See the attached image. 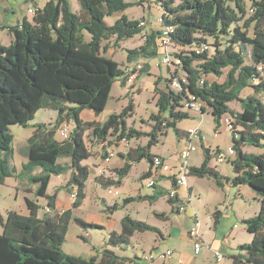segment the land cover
Returning a JSON list of instances; mask_svg holds the SVG:
<instances>
[{
	"label": "trees",
	"instance_id": "trees-1",
	"mask_svg": "<svg viewBox=\"0 0 264 264\" xmlns=\"http://www.w3.org/2000/svg\"><path fill=\"white\" fill-rule=\"evenodd\" d=\"M247 1L156 0L163 9L164 25L173 27L169 35L172 47L170 58L173 56L178 60L184 78H177L176 72L170 73V78L164 81V89H155L160 112L151 117L154 123L149 132L127 127L125 119L131 115V103L120 113L110 115L102 124L82 122L79 118L84 109L96 115L103 111L118 77L123 76L121 85L126 86V74L115 61L101 56L99 50L101 41L108 37H114V44L117 45L123 39L142 32L138 21H130L126 17L116 20L113 25L104 21L106 16L124 11L131 6L130 3L125 0H77L80 11L76 13L70 8L68 0L48 2L41 10H36L31 22L23 19L20 24L8 28L12 41L8 46L0 45V182L1 179L16 176L15 169L9 167L13 142L9 127L19 125L26 128L41 109L56 112V121L50 126H33L34 130L27 139V161L20 173H25L27 180L36 185L35 195L46 200L50 212L39 219L38 205L26 199L28 215L19 217L11 214L4 233L0 234V264L131 262L130 258L108 248L89 259L63 252L62 243L72 219L71 210L60 215L54 211L56 195L47 194L50 178L70 171L65 188L69 192L73 186L76 187L77 195L72 207L80 206L90 175L88 167L82 165L90 157L84 141L86 130L102 146V150L119 144L123 139L149 138L146 146L129 148L126 154H120L125 163L115 170L117 181L104 182L103 178H96V182L103 186L120 185V180L129 173L132 164L142 159L150 167L142 178H149L155 157L150 150L167 129H172L179 138L182 136L177 122L188 119L190 113L179 108H185L190 96L201 103L200 113L209 111L215 130L223 118L231 119L236 157L230 161V166L234 176L224 179L235 187L248 186L259 203L257 214L241 221L252 239L249 244L237 246L238 253L232 256L233 264H264V152L255 154L242 150L245 146L264 149V104L256 97L264 92V78L257 70L259 65L264 66V0H250L249 7ZM249 9L251 14H248ZM83 31L90 36L88 43L83 41ZM159 35V30L148 33L138 50L128 51L127 61L135 56L151 58L161 55ZM206 38L214 41L211 56L207 54L211 45ZM202 46L206 47L205 51H194ZM247 57L250 60L248 64ZM149 69V65H145L139 73H147ZM224 70L227 72L223 82L208 81V76L221 78ZM175 79L179 81L180 89L170 87ZM247 88H252L253 94L242 97ZM232 102L239 104V111L230 108ZM70 121L74 127L69 139L56 140L58 128ZM109 138L115 143L109 142L110 146L104 148ZM216 152L204 149L201 165L190 167L189 175L213 179L220 186L222 178L209 166L211 153L214 157ZM62 158L68 159L70 164L59 163ZM157 188L153 196H139L137 200L152 202L167 196L169 205L181 203L178 199L169 198L170 191ZM128 201L133 199L129 197L125 202ZM114 208L115 205L109 207ZM219 214L218 210L212 214L214 226L218 224ZM155 216L163 220L167 217L165 213ZM73 220L82 227H96L79 218ZM0 225H3L1 215ZM144 232L163 237L159 229L126 215L120 221V232L108 233L106 244L122 249L135 233Z\"/></svg>",
	"mask_w": 264,
	"mask_h": 264
},
{
	"label": "rangeland",
	"instance_id": "rangeland-1",
	"mask_svg": "<svg viewBox=\"0 0 264 264\" xmlns=\"http://www.w3.org/2000/svg\"><path fill=\"white\" fill-rule=\"evenodd\" d=\"M10 1L14 5L13 0ZM74 1L76 2L75 4L79 6L77 0ZM125 1L130 3L131 6L127 7L124 11L115 12L110 16H106L104 18L105 23L107 25H113L116 20L121 19L122 17H126L130 21H143L145 25L142 27V32L131 38L123 39L118 42L117 45L114 44V37H108L101 41L99 53L101 56L115 61L123 72L126 67L133 69L137 65H141L142 67L149 65L150 69L147 73H138L137 78L133 81L132 85L127 83V86L125 87L121 85L123 76L118 77L111 87L109 98L103 111L96 115L93 111L84 109L79 114V118L82 122H96L102 124L110 115L120 113L131 103V115H128L125 119L127 127L141 132H149L154 123L151 117L160 112L159 107L157 106L158 95L155 92V89H164V81L170 78V73L176 72L175 76L177 78H184V76L178 66V60L173 56L170 58L171 64L169 66L161 63V55L151 58L135 56L130 62L127 61L126 58L129 50H138L144 44V37L148 33L160 29V27L157 26V19L162 16L163 9L156 0ZM228 4L231 5V3ZM250 4V0L247 1V7H249ZM15 7L19 6L15 4ZM74 7V3L70 0V8L72 11H74ZM16 9L18 10V8ZM249 10L248 14H251ZM10 18L11 20H14L11 15ZM82 34L83 41L88 43L90 41L89 34L86 31H83ZM206 41L211 45V48L207 53L208 56H211L214 52V41L211 38H206ZM172 52L174 55L175 51L173 50ZM246 60L247 64L250 63L248 57ZM226 72L227 70H224L221 78L217 79L213 76H208L207 79L209 82L217 80L221 83L224 81ZM252 94L253 89L247 88L243 91L242 97ZM256 97L264 104V92L256 95ZM229 106L233 110H240L237 102H232ZM179 110L182 112H192L184 107L179 108ZM161 115L166 116L167 113H162ZM55 121L56 112L41 109L35 114L33 121L29 123L26 128L19 125H12L9 127L10 133L13 135L12 156L9 159V167L15 169L16 176L1 179L0 182V215L3 220V225H0V234L4 233V228L8 225L11 214L19 217L28 215V209L25 203L26 199L38 205L37 216L39 219L46 216L44 212L46 200L35 195L34 190L36 185L27 180L24 175L25 173H20L22 171V166L27 161V139L31 136L32 131L34 130L33 126H50L53 125ZM196 122L197 119H193L190 116L188 119L178 121L177 124H179V130L183 132L187 127H193L194 123L196 126L193 129H200V124L197 125ZM68 125L72 130L74 123L70 121ZM201 129L205 133V137L212 148L216 145L220 147L219 150L221 151H225L229 147L233 148V135L227 130L222 121L217 130L218 133H220L218 137H214L213 135L215 124L212 122L210 116L203 117ZM55 138L56 140L61 141V137L58 133H56ZM148 139L149 138L147 137H142L140 139L131 138L124 143L112 146L121 147V150L117 149L118 151H121V153H124L128 147L136 148L146 146ZM179 140L182 139L179 138L172 129H167L165 135L159 136L158 143L152 148V154L156 156L161 155L159 157L169 160L171 156L175 155L176 146ZM84 141L90 152L91 158L87 163L91 167L92 172L98 174V171H102V178L104 180L111 178L117 181V174H115V170L113 169L117 170L123 167L125 161L118 156H114L110 163L104 164L102 146L92 138L91 133L88 130L85 131ZM109 142H111V144L115 143L112 138H109L108 144H105L103 147L106 148L107 146H110ZM215 149L216 148H214L213 151H216ZM243 151L260 154L264 152V149L245 146L243 147ZM235 157L236 153L228 161L218 163L211 153L209 165L211 164L212 167L217 166L221 173L232 176L233 172L229 161L234 160ZM59 163L65 164V158L59 159ZM147 166L148 162L145 159L133 163L129 173L120 180V185L114 184L103 186L99 182H95L96 179L94 180L93 176H90L84 190V200L78 207H72L73 199H71L69 192L65 188L66 173L60 176L51 177L47 193L49 195H56L59 205L62 206L68 204V207L71 210L72 219L67 227L65 241L62 243V250L65 254L81 259H89L92 256L98 255L102 249L108 248L118 255L132 260L131 262H126L124 264H160L163 260L160 259L159 256L166 250H175L187 255H193V247L187 235L191 227L194 226V221L188 217L186 214L187 212L185 214H169L168 211L170 210V205L167 201V196L158 197V199L152 202H149L148 200H137V197L139 196H153L155 194V188L158 189L157 186L147 187L146 179L142 178V175L147 170ZM189 179L191 180L194 189L199 193V195L197 193L193 194L191 204L193 209L196 210L198 220L200 221L199 233H203L205 243H209L213 239L215 231L213 228L214 218L212 213L215 211L214 205L220 203L219 209L223 213L220 230L223 228L229 230L235 225L236 228H233V234L237 239L236 241L240 242V245H243L241 242L249 244L252 237L246 232L244 235L241 234V231L245 227L244 224L235 217L234 211H236L238 217L243 215L246 217L253 216L254 212L252 206L255 202L257 203V201L249 199L244 191L241 192L242 196H240L238 193L239 188L235 186L226 185L222 189L219 187H217L219 188L217 189L214 187V183H212V179L210 178H201L192 175ZM161 183L166 188H171L170 181L163 180ZM108 189L117 191L118 196L115 197L108 194ZM129 197H131L133 201L125 202ZM114 205V209H109L110 206ZM190 206H187V209L189 208V211L191 212L192 208ZM226 208L231 214L229 217L225 215ZM231 209L233 210L231 211ZM160 213H168L170 216L169 221L165 222V220L155 216V214ZM126 215L159 229L165 235L164 239L162 240L159 235L152 232L135 233L131 238L130 243L122 247V249L108 246L106 244L108 233L112 231L119 233L120 221ZM74 218H79L85 223L95 225L96 227H82L74 222ZM169 231L171 232V237L167 236ZM213 251L212 248L208 249V247L204 245L196 260L200 262L202 258L208 256V259L205 260V264H209V262L210 264H218L212 256ZM224 251L225 253L230 252V250L224 249L220 253H223ZM150 255H152L153 259L145 260V257ZM221 255L223 256V254ZM226 258L222 257L221 261L225 262V260H227ZM166 262H168V260ZM200 264L202 263L200 262Z\"/></svg>",
	"mask_w": 264,
	"mask_h": 264
},
{
	"label": "crops",
	"instance_id": "crops-1",
	"mask_svg": "<svg viewBox=\"0 0 264 264\" xmlns=\"http://www.w3.org/2000/svg\"><path fill=\"white\" fill-rule=\"evenodd\" d=\"M13 2H14V5L12 4V2L10 0H0V45L1 46H8L11 43V41H12V35L9 32L8 28L14 27V26L20 24L23 21V19H26L27 21L31 22L32 18H33V15L28 13V10H30V9H40L41 10L45 6V4L48 3L47 0H13ZM68 2L70 3V0H68ZM72 2L75 5L73 12L78 13L80 11V7L77 4H75L76 2L74 0H72ZM15 4H17L19 7H15ZM16 8H18V10ZM10 15L14 18V20H11ZM159 53H161L160 50H159ZM158 55H160V54H158ZM126 86H127V83H126ZM190 116L193 119H197V122H196L197 125L200 124V129L197 127L198 130H199L200 137L199 138H194V137H190L189 135H187V130L193 129L196 126L195 123H194L193 127H187L185 130H183L182 136L180 137L182 140L178 141V144L176 146L177 148H176V151H175V155L171 156L169 158V160H167V159H165L163 157H161V158H163L165 161H167V162H169L171 164H174V163L177 162V157H178L179 151L181 149H183V148H186L189 144H192L193 146H195L196 150L190 154L189 164H190V167H199L201 165L203 159H204V149H208L210 152H213L214 148H216L215 150H219L220 147L218 145H216L214 148H212V146L210 145V143L208 142V140L205 137V133L201 129V125L203 123V117L204 116H210L211 119H212V116L209 113V111H206L203 114L196 113V112L192 111L190 113ZM212 122H213V119H212ZM177 128L179 129V124H177ZM217 130L218 129H216V130L214 129L213 130L214 137H216V136L218 137L220 135V133H218ZM178 146H179V149H178ZM117 148L119 150H121V147H119V146L118 147L111 146V147L107 148L106 150L105 149L102 150V154H103L102 157L105 158L107 152L113 151L114 153H116L115 156H118L122 160L125 161V159L121 155L122 154H126L127 150L129 148H132V147H128L127 150L124 153H121V151H118ZM152 148L150 150L151 154L153 153ZM242 150H243V148H242ZM117 153L121 154V155H118ZM159 156H161V155H158L157 157H159ZM90 158L91 157H89L87 160L82 162V165H86L88 167V170H89V173H90L89 177L93 176L94 180L96 178H102L103 177L102 175L99 176L98 174H96V172H92L91 167L87 163V161ZM111 159H110V161H112ZM110 161L108 163H110ZM103 163L106 164L104 162V159H103ZM65 164H67V165L70 164L68 159H65ZM209 166H211V168H214V170L217 171L219 176L222 178L220 180V183H221L220 186L216 185L213 179L211 180L212 183H214L213 184L214 187H216V188L219 187V188L222 189L226 185L233 186L230 182H227L224 178H232L234 176V173H232V176H230L228 174L221 173L220 169H218L217 166L212 167L211 164ZM149 168L150 167L147 166L146 172L149 170ZM113 170H116V169H113ZM66 176L67 177H66L65 181L67 182V180L69 179V176H70V171H68L66 173ZM156 177L157 178H156L155 182H156V186L157 187H160V188H162V189H164L166 191H170L173 188L172 181L166 175H164V174L159 172V174H157ZM189 177H190V175L188 176L187 188H178L177 192H176V197L181 203H185V205H186V210L187 211L185 210V212H183V213L185 214L187 212L186 214L188 215V217L191 218V220L194 221L195 218L198 219V216H197L196 210H194L193 207H192L191 200H192L193 194L197 193L199 195V193L194 189V186L192 185V182L189 179ZM205 178H207V177H205ZM163 180L170 181L171 188L170 187L166 188L164 185H162L161 182ZM50 181H51V178H50ZM103 181L104 182H108V181H115V180L109 178V179H105V180L103 179ZM49 184H50V182H49ZM48 187H49V185H48ZM237 187L239 188L238 193L240 194V196H242L241 192L244 191V193L249 197V199H251L252 201H257L255 194L251 191V189L248 186L240 185V186H237ZM219 188H217V189H219ZM257 203L255 202V204L252 206L254 215H256L258 210H259V204H257ZM45 206L46 205H44V207ZM187 206H190L192 208L191 212L189 211L190 210L189 208L187 209ZM214 206H215L214 209L218 210L219 213H220L219 214V219H218V224L216 226L213 225L214 226L213 228H214L215 232L213 234V239H212L211 242L205 243L204 237H203V233L202 232L200 233V236H201V239H202V243H203V246L206 245L208 247V249L212 248L214 250L212 256H213V258H214L216 263H218V264H233L232 256H235L238 253L237 246L240 245L239 244L240 242L236 241L237 239H236L235 235L233 234L234 233L233 228H236V226L233 225L232 226L233 228H230L229 230L225 229V228L220 230V228H221L220 225H221L223 213L219 209L220 203H218V204L216 203V205H214ZM69 209L70 208L68 207V204L60 206L59 203H58V199H56L54 211L58 215L62 214L64 211L69 210ZM232 210L233 209H231V211ZM168 213L169 214H175V213L176 214H183V213H178L177 209L175 208L174 205H172V206L170 205V210L168 211ZM168 213L167 214L165 213L166 216H167L165 222L169 221V219H170V216L168 215ZM225 215L227 217H229V215H231L228 212L227 208H226V211H225ZM234 215L239 221H242V220H245V219H248V218H251V217L254 216L253 215V216H250V217H246V216L243 215V216L238 217L236 211H234ZM245 232H246V230H245V228H243V230L241 231V234L244 235ZM162 236L163 237H160V238L163 240L164 236H165L163 234V232H162ZM167 236L171 237V232L170 231H169V233H167ZM225 240H227V243H225ZM190 243H191V240H190ZM241 244H244V242H241ZM191 245H192V243H191ZM224 249H228V250H230V252L229 253H225V251H224L223 253H220ZM171 251H172L171 257L162 259L163 262H160V264H200V262L202 264H205V260L208 259V256H206L205 258H202L200 262L198 260H196L197 257L199 256L201 250H200V252L198 254H195L194 251H193L192 252L193 255H187V254L181 253L179 251H175V250L174 251L171 250ZM216 251L219 252L220 254H223V258H226V256H227V258H226L227 260H225V262H222V261L217 262L216 259H215V256H214ZM167 260H168V262H166ZM178 261H181V263H179ZM209 264H210V262H209Z\"/></svg>",
	"mask_w": 264,
	"mask_h": 264
},
{
	"label": "built area",
	"instance_id": "built-area-1",
	"mask_svg": "<svg viewBox=\"0 0 264 264\" xmlns=\"http://www.w3.org/2000/svg\"><path fill=\"white\" fill-rule=\"evenodd\" d=\"M47 1L57 3L59 0H47ZM36 10L37 9H30V10H28V13L34 15ZM249 12L252 13V10L250 9ZM157 24H158L157 26L160 27V29H159L160 35L158 38V45H159V50L161 51V56H162L161 63L166 65V66H169L171 64V62H170V50L172 48L171 47V39L169 38V35L172 34L173 27L172 26H165L162 16L157 19ZM144 25L145 24L143 21H140L138 24V26L140 28L144 27ZM205 49H206V47L202 46L200 48L194 49V51H196V53H201V52L205 51ZM142 68L143 67L141 65H137L133 69L126 67L124 69V73L126 74V77H127V83L132 84L133 81L136 79V76L138 75L140 70H142ZM257 70L260 73V75L263 76V78H264V66L259 65L257 67ZM170 87L172 89H180L179 81L176 79L173 80L170 84ZM185 108L189 111L200 113L201 103L199 101H197L195 99V97L190 96L189 101L185 104ZM221 121L225 124L227 130L231 133L233 131V124H232L231 119L223 118ZM57 133L61 137V141L68 140L70 133H71V128L69 127L68 123H64L58 128ZM187 134L190 137H194V138L200 137L198 129H189V130H187ZM124 142H126V140L123 139L120 143H124ZM195 150H196V148L192 144H189L186 148L181 149L178 153L177 162L174 164H171V163L165 161L161 157L155 156L153 158V164H152V168H151V176L148 179H146V186L147 187L155 186L156 185L155 180L157 178L156 176L160 172V173L166 175L168 178L172 179L174 186L169 192V198L177 199V197H176L177 189L178 188H187V184H188L187 181H188L189 170H190L189 158H190V154L192 152H194ZM234 154H235V150L233 148L229 147L225 151L217 150L214 158H215L216 162L223 163L225 161H228ZM115 155L116 154L113 151L107 152V154L104 158V162L108 163L110 161V159L113 158ZM102 174H103L102 171L98 172L99 176H101ZM69 194H70L71 199L74 200L76 195H77V190H76L75 186H73L70 189ZM108 194H110L111 196H115V197L118 196V192L114 191L112 189H108ZM173 205L177 209L178 213H183L186 210L185 203L175 202ZM44 211H45V213H48V212H50V209L45 206ZM199 229H200V221L195 218L194 219V226L191 227V229L188 231V237L191 240L193 251L195 254H198L203 247V243H202V239H201V236L199 233ZM225 243H227V240H225ZM171 255H172V251L166 250L165 252L160 254L159 258L160 259L170 258ZM214 256H215V259L217 262H220L222 260V257H223L217 251L215 252ZM145 259L146 260H152L153 257H152V255H150L148 257H145ZM178 262L181 263V261H178Z\"/></svg>",
	"mask_w": 264,
	"mask_h": 264
},
{
	"label": "water",
	"instance_id": "water-1",
	"mask_svg": "<svg viewBox=\"0 0 264 264\" xmlns=\"http://www.w3.org/2000/svg\"><path fill=\"white\" fill-rule=\"evenodd\" d=\"M202 114V113H201Z\"/></svg>",
	"mask_w": 264,
	"mask_h": 264
}]
</instances>
